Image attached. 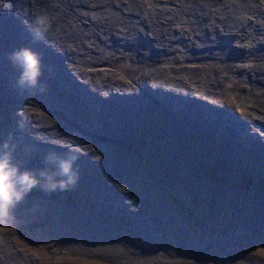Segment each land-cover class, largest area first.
Listing matches in <instances>:
<instances>
[{
  "label": "rangeland",
  "instance_id": "obj_1",
  "mask_svg": "<svg viewBox=\"0 0 264 264\" xmlns=\"http://www.w3.org/2000/svg\"><path fill=\"white\" fill-rule=\"evenodd\" d=\"M9 1L0 0V44L17 49L24 45V48H29L39 55L37 48L32 44L36 38L34 32L26 31L9 20L7 15L14 12L16 5V2ZM120 1L124 4L129 2V0ZM45 2L43 10L36 9L40 5L38 0L37 2L31 0L30 7L34 8V15L40 13L44 18H51L53 16L49 15L55 14L56 11L53 10V5L49 4V0ZM258 3L264 7V0H245L240 3L243 6L238 8V13H231L232 16L236 15L235 18L247 21L245 28L244 26L242 28L253 35L254 44L251 48L254 53L257 49L264 51L263 34L260 32L254 34L250 26V24L254 25L255 21H264L263 11H261L262 19L252 12ZM208 7L209 5H205L203 9ZM222 7L224 5L222 6L221 3L220 8ZM185 8L186 5L183 4L182 9ZM259 9L261 10L260 7ZM118 10L119 13L124 12L121 16L126 18L125 11L121 7H118ZM224 10L226 11L224 15H228L231 11L229 8ZM20 11L26 12V8L23 11L19 7L17 12ZM231 14L229 18H232ZM148 30L152 33L150 26ZM187 33L191 34L192 31ZM211 34L198 37L199 41L196 44L187 47L183 46L186 40L182 38L172 39L170 43L177 44L179 51L184 49L182 54L194 49L206 50L215 57L221 56L223 59L226 56L230 57L224 60L231 68L242 67L243 59L233 52V46L228 45L230 39L224 36L217 43L216 33ZM28 36L29 39L26 38ZM135 36L141 39L144 53L154 50L153 39L145 40L143 36L147 37V35L142 36L139 32H136ZM236 36L234 34L230 37L238 41L242 35ZM150 37H154V34L152 33ZM96 38L98 60L87 61L83 65L80 63L77 65V59H87L90 50L82 44L72 52L68 47L62 52L59 51L61 48L57 44H49L61 54V58H56L54 53L48 50L46 55L48 71L43 77L46 82L45 89L51 92V97H32V101H29L32 103H28L29 109L43 113L47 117L52 115L43 120L40 129L24 130L17 126L19 128L14 130L10 120V104L14 103L13 108L18 109L16 103L20 104L23 101L17 96L18 92L13 96L7 95L0 84V153L4 150L5 137L11 162L17 166L16 159L12 156L13 139L17 137L16 133L17 135L25 133L34 146L28 150L27 156L23 157V162L17 167L21 171L25 168L31 169L29 172L39 180L36 186L40 190L35 193L40 194L39 196L33 197L28 194L33 200L30 201L24 196L21 201L9 208L6 215L0 214V264H66L67 262V264L71 262L72 264H264V213H255L259 215L258 218L247 217L248 213H245L243 220L238 214L246 203H254L252 197L246 199L248 190H255L261 194L260 205L264 211L262 141L243 139V128L237 126L233 127V130L240 135V138H233L228 126L214 127L201 118L194 119L191 115L176 116L173 118V124L167 125L165 120L159 117L160 113L156 105L152 107L153 113L139 112L133 120H128L119 112L114 114L104 105L94 110L91 103L84 101L80 103L78 89L81 88L85 92L86 86L98 83L102 72L112 71L108 65L100 62L108 53H112L114 48L123 44L118 43L119 41H124V39H113L108 30L98 31ZM88 40L90 39H85L83 44L91 46L92 42ZM110 40L115 42L110 44ZM207 42L210 43L209 46ZM254 45L257 49H254ZM44 47L46 48V45ZM246 51L247 49L244 48L243 53L245 54ZM220 52L224 55L222 56ZM2 54L0 58H4L5 53ZM256 55L257 67L264 69V60L260 54ZM9 57L6 56L5 60L11 63L10 69H13L11 72L18 78L20 71ZM189 58L191 57H185L181 61ZM61 60H63L62 64H60ZM93 63L100 64L90 65ZM187 65L193 66V63L188 62ZM72 66L75 68V73L71 71ZM84 68L88 70L87 72L92 69L100 72L85 76ZM114 75L120 77L119 74ZM81 76L85 78L92 76L89 85L81 82L86 81ZM253 76V74L249 76L250 80H253ZM244 78L236 82L240 86L241 94H247L244 87L249 88L251 92L261 88L255 84L252 87L251 81ZM109 84L112 85L111 82ZM18 88L17 85V90ZM99 91L101 95L106 94L103 89ZM27 92L35 95V89H27ZM62 92L64 97H56L62 96ZM93 99L99 103L105 100L104 97H93ZM206 115L217 122L220 121L214 111H208ZM35 116L36 113L32 112L29 119ZM73 116L78 120L76 123L71 120ZM83 118H86L85 124ZM83 125L86 127L85 130ZM153 126L155 128L150 133H138ZM261 126L264 127V124ZM154 130L159 132L160 139L153 135ZM55 132L66 133L69 138L59 139ZM156 139H159V143ZM22 141V138H17V145ZM249 146L256 150L254 155L250 154ZM49 150H54L62 156L71 153L77 157L81 152H85L86 157L81 155L78 157L79 182L74 184L77 187L70 185L66 190L58 192V198L57 195L54 197L59 200L66 199L67 202H76L79 210L89 211L95 216L112 220V228H106L101 224L97 226L95 224L98 223L97 219H93L94 223L91 224L95 226L92 225L90 228L97 230L96 243H104L106 247L110 245L120 251L121 255L102 256L76 249L77 246L72 247L67 239L79 243L73 238L84 239V233L75 230L70 234L73 238L68 237L63 229L53 223L50 202L46 195L52 196L51 194L54 193L50 184L40 178V172L47 170L53 172L57 168L48 165L38 155L40 152L41 156H44ZM59 154L57 155L60 156ZM103 174H110V179L107 180ZM245 181L249 185L245 186L243 184ZM108 190H114L111 196L119 208L114 209L111 208L110 203L107 204L108 200H111ZM254 205L261 210L258 204L254 203ZM248 211L253 214L252 210ZM75 218L79 220V217ZM252 219H257L262 225L251 222ZM98 231L104 235L102 236ZM108 241L109 244L105 243ZM262 243L263 246L257 245ZM84 244L86 248L90 247L89 241L84 240Z\"/></svg>",
  "mask_w": 264,
  "mask_h": 264
},
{
  "label": "bare ground",
  "instance_id": "obj_2",
  "mask_svg": "<svg viewBox=\"0 0 264 264\" xmlns=\"http://www.w3.org/2000/svg\"><path fill=\"white\" fill-rule=\"evenodd\" d=\"M30 1L31 0L9 1L16 2V5L14 6V12L11 14L8 13L7 16L12 24L20 25L26 31L31 30L34 32V21L37 17L43 16H41L40 13L34 15V8L30 7ZM38 1L40 5L36 9L43 10L44 3H46L45 0ZM244 1L245 0H242L241 2ZM35 2H37V0H35ZM49 2L50 5H53V10H55L56 13L49 15L53 17L46 18L50 26H46V31H44L42 35H36L34 32L36 38L35 41L32 42L38 50L39 55H37V57L40 61V75L38 77V86L36 88H21L18 86L19 88L17 90V81L21 75V68L18 63L13 62L17 66V70L20 71L18 78H16L11 72L13 70L12 68L10 69L11 63L5 60L6 56H11L13 52L18 51L25 46L22 45L17 49V47L10 48L0 44V57L3 56L2 52L5 53L4 58H0V84L3 86L4 92L7 95L13 96L18 92L17 96L23 101L20 104L16 103L18 109L13 108V105H15L14 103L10 104V120L13 123L12 127L14 130H17L19 127L24 130H28L29 128L40 129V125L44 122L43 120L52 116L47 117L43 113L29 109L28 106V103H32L29 102L32 101V97H51V92H48L45 89L46 82L43 77V74L48 71L46 55L48 50L51 51V53H54L56 58H61V54L57 53V50H54L49 44H57L58 47L61 48L59 51L62 52L63 50L65 51V47L70 48L72 52L77 46L83 45L90 50V55L87 59H77V65L79 63L83 65L87 61L96 62L98 60L97 57L99 56V54L97 55L96 50L98 49L96 44V34L100 30H108V33L110 32L113 39H124V41L118 42L123 44H121L120 47L118 46L117 48H114L112 53L107 52L108 54L106 57L101 60L100 63L108 65L112 71L102 72L97 84H94L93 86L89 85L92 76L88 78L81 76L82 79L86 80L81 82L84 85H89L91 88L86 86L85 92L81 88L78 89L77 93L80 103L83 101L91 103L94 110L99 106L104 105L109 110H112L114 114L119 112L122 117H125L128 120H133L139 112L141 114H144L146 111H149L150 114L153 113L152 107L156 105L157 110L160 113L159 117L165 120L167 125H172L173 118L176 116L186 117L191 115L194 119L201 118L214 127L219 125L220 127L228 126V128H230L231 137L236 139L240 138V135L233 130V127H242V134H244L243 139L248 141L249 139H259L264 145V127L261 126V124H264V69L258 68L256 63V54H260L264 60V51L262 52L261 50H258L257 46L254 45V49H257L256 53H254L253 48H251L254 44L253 35L244 29L245 25H247V21H242V18L241 20L235 18L236 15L232 16V14L238 13V8L240 6H243L238 0L231 2L225 0H129L126 4L121 3L120 0H49ZM221 3L222 6L224 5L222 8H220ZM183 4L186 5L185 9H182ZM205 5H209V7L203 9ZM215 5L219 6L215 7ZM261 5L262 4L258 3L252 10V12H255L258 15L259 19H262V16L264 15L262 14L261 16V11L264 13V7ZM10 6L11 4L9 7ZM19 7L23 11H25L26 8V12H17ZM118 7H121L125 11L126 18L121 16L124 12L121 11L119 13ZM225 8L231 10L229 14L232 13V18H229V14L224 15L226 12L224 10ZM96 23L99 25H96ZM253 23L254 25L250 24V26L253 28L254 34L260 32L264 36V21H255ZM149 26L154 37H150L152 33L148 30ZM243 26L244 28H242ZM242 30L244 32H242ZM188 31H192V33L188 34ZM136 32H139L142 36L143 34L147 35V37L143 36L145 40H154L155 44L152 46L154 49L153 51L144 53V45L142 44L141 39L135 36ZM212 32H215L217 35V39H215L217 43L218 40L223 39L224 36L228 37L227 39H230L228 45L230 47L233 46V52L243 59L242 67L231 68L224 60L229 59L230 57L226 56L224 59L221 56L215 57L211 55L212 53L206 50L194 49L188 53L182 54L184 49L179 51V46L177 44L172 45L170 43L172 39L182 38L186 40L183 43V46L187 47L188 45L196 44L199 41V39H197L198 37L210 35ZM234 34L242 36H240V39L237 41L233 40V37H230L231 35L234 36ZM22 35H24V33ZM77 35H79V37H75ZM29 37L30 36L26 38L29 39ZM52 37L55 38L52 39ZM85 39H90L92 45L89 46L86 43L83 44ZM90 40L88 41L90 42ZM137 40H140V42ZM114 42L115 41L110 40V44H113ZM206 44L207 46L210 45L209 42ZM44 45H46V48ZM72 47H74V49ZM149 47L151 49V46ZM199 47H201V45H199ZM243 47L247 49L245 54L243 53ZM138 52L143 53L144 55L141 56ZM103 53L105 54V51H103ZM220 54H222V56L224 55L223 52H220ZM185 57L191 58L186 61H181V59ZM188 62H192L193 66L187 65ZM62 63L63 60H61L60 64ZM100 63H93L90 65H97ZM71 71L72 73H75L74 66H72ZM87 71L88 70L84 73L85 76L100 72L95 71V69H92L90 72ZM115 73L119 74L120 77H115ZM251 74L254 75L253 80H250L251 77L249 76ZM242 77H245V80H250L251 86L255 84L261 88L251 92L249 88L244 87L247 94H241V90H239L240 86L236 82ZM126 78L128 81H126ZM110 82L112 85L109 84ZM40 86H43V91L40 90ZM27 89H35V95L33 96L32 94H29ZM100 89H103L106 94H99ZM62 94V96L57 95L56 97H64V92H62ZM93 97H104L105 100L99 103L94 101ZM11 101L13 102V100ZM101 111L104 112L105 110ZM208 111H214L220 121L217 122V120H214L209 115L207 116L206 113ZM32 112H35L36 116L29 119ZM132 113L137 114L133 115ZM71 120L75 123L78 121L74 116ZM82 121L85 124L86 118H83ZM17 126L19 127L17 128ZM82 127H84L85 130V125ZM154 128L155 127L153 126L151 129L140 130L138 133H150ZM153 132V135L159 138V132L155 130ZM54 134H57L59 139L62 140H67L69 138V135L66 133L59 134L58 132H55ZM16 136L17 137L13 139L14 152L12 156L16 159L15 162H17L18 166L19 163L23 162V157L27 156L28 150L31 149L34 144L30 138H27L25 133L19 135L16 133ZM17 138L23 139L18 145ZM159 139H156L158 143ZM3 140L6 142L5 137ZM141 143L144 146L142 140ZM22 148H24V150L21 151ZM249 148L251 149L250 154L254 155L256 150L251 146H249ZM49 153L59 154L54 150H49L44 156H41L40 152H38V155L46 162V157ZM59 155L62 156L61 154ZM80 155L82 157L87 156L85 152H81ZM256 155H259L258 152ZM20 159L22 161H20ZM253 159L255 158H252V160ZM47 164L50 166L53 165L57 168L54 162ZM77 165V163H74L73 167L78 175L79 168H77ZM24 171H31V169L25 168ZM103 175L107 180L111 177L110 174ZM58 178L60 177H57V179ZM76 182H79V180L76 179ZM74 186L77 187L76 185ZM57 194L58 193L51 194L52 196L46 195V198L50 202L51 211L62 210L58 206H53L57 204L54 203L58 200ZM246 194V199L249 195L252 196V201H254L255 204H258L261 210L256 207L254 203H246L244 207L240 208V212L238 213L239 218L243 220V218H245V213H248L247 217L250 218L259 217V215H256L255 213H264L260 205L261 194L255 190H248L246 191ZM39 195L33 194L31 196L36 197ZM54 195H57V198L54 197ZM116 197L119 198L118 196ZM60 201L66 202L67 200L61 199ZM62 208L65 212L66 206ZM248 210H252L253 214L249 213ZM75 213L77 212L74 211V214ZM58 219L61 221L59 227H61L67 235H70L69 230L71 227L69 224V218L62 213L59 215ZM257 225H262V223L259 221ZM107 228L112 227L107 226ZM85 230L91 234V236L88 235L90 238H88V240L86 239L89 241L90 247L86 248L84 240L75 239L79 243H73L68 239L69 244L72 247L76 248L75 246H77L76 249L102 256H119L120 251L112 248L110 245L109 247H106L104 243H96L97 230L90 228ZM101 235L103 236V234ZM109 242L110 241L105 243L109 244ZM210 244H212V242H210ZM257 245L263 246V243Z\"/></svg>",
  "mask_w": 264,
  "mask_h": 264
},
{
  "label": "clouds",
  "instance_id": "obj_3",
  "mask_svg": "<svg viewBox=\"0 0 264 264\" xmlns=\"http://www.w3.org/2000/svg\"><path fill=\"white\" fill-rule=\"evenodd\" d=\"M46 26H50L47 19L37 17L34 21L36 35H42L46 31ZM10 59L14 63H18L21 68V75L17 81L18 86L36 88L40 75V61L37 54L29 48H22L13 52ZM40 90L43 91V86H40ZM3 149L0 153V214L6 215L9 208L21 201L24 195L39 183V180L31 172L21 171L19 167L12 164L11 154L7 151V143L3 145ZM77 159L78 157L71 153L64 156L49 153L46 163L54 162L57 170L53 172L41 171L40 178L50 184L51 190H55L57 187L60 190H66L76 182L77 172L73 165Z\"/></svg>",
  "mask_w": 264,
  "mask_h": 264
},
{
  "label": "water",
  "instance_id": "obj_4",
  "mask_svg": "<svg viewBox=\"0 0 264 264\" xmlns=\"http://www.w3.org/2000/svg\"><path fill=\"white\" fill-rule=\"evenodd\" d=\"M6 143H7V141H6ZM76 153H77V151H76ZM78 157H80V155H78ZM79 161L80 160L78 158V160H76L75 163L78 164ZM113 191L112 190H108V193L110 194L109 195V198L111 200H109L107 202V204L110 203L111 208L116 209V208H119V207L117 205H115V203L113 201V198L111 196L112 193H113ZM24 196L27 197L30 201L33 200V197H29L28 194H26ZM56 202H57V204H55L53 206H58L62 210H59L58 209L59 211H56V210H53L52 211V216L51 217H52L53 223L55 225L60 226L61 221L57 218V216H59V215H61L63 213L64 215H66L69 218V224H70V227H71V229L69 230L70 234L72 232H74L75 230L82 231L84 233L85 238L84 239H80V240H86V239L88 240V238H90L91 234H89L88 231H86L85 229H89L92 225H94V224H91L92 222L94 223L93 219H97L98 223H95V224H97V226H100L99 224H101V225H103L104 227L107 228V226L109 227V226H112V224H113V221L112 220H109V219H107L105 217L95 216V214H93L92 212L79 210L76 202H67V201L66 202H63V201H60L59 199L56 200ZM65 206H66V209L68 211H65L64 212L62 207H65ZM74 211H76L77 213L74 214ZM76 216L79 217V220H77L75 218ZM250 221L251 222H259L257 219H252ZM228 226H230V225L228 224ZM59 228L62 229L61 227H59ZM90 229H92V228H90ZM103 230H105V229H103ZM100 234H102V233H100ZM88 235H90V236H88ZM67 236L68 237H72L71 235H67ZM74 239H76V238H74ZM135 244L137 246H139L137 243H135Z\"/></svg>",
  "mask_w": 264,
  "mask_h": 264
},
{
  "label": "trees",
  "instance_id": "obj_5",
  "mask_svg": "<svg viewBox=\"0 0 264 264\" xmlns=\"http://www.w3.org/2000/svg\"><path fill=\"white\" fill-rule=\"evenodd\" d=\"M216 171V169L214 170V172ZM214 175V174H213ZM245 186L249 185V183L247 181H245L243 183ZM60 191L59 187H57L55 190H52V193H58ZM40 192L39 188L37 186L33 187L30 191H29V195H36L35 193Z\"/></svg>",
  "mask_w": 264,
  "mask_h": 264
},
{
  "label": "flooded vegetation",
  "instance_id": "obj_6",
  "mask_svg": "<svg viewBox=\"0 0 264 264\" xmlns=\"http://www.w3.org/2000/svg\"><path fill=\"white\" fill-rule=\"evenodd\" d=\"M249 197H252V196L249 195L248 198H249ZM228 224H229V223H228Z\"/></svg>",
  "mask_w": 264,
  "mask_h": 264
}]
</instances>
